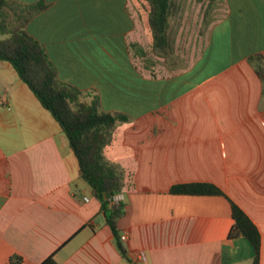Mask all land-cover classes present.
Segmentation results:
<instances>
[{
  "label": "crops",
  "instance_id": "crops-1",
  "mask_svg": "<svg viewBox=\"0 0 264 264\" xmlns=\"http://www.w3.org/2000/svg\"><path fill=\"white\" fill-rule=\"evenodd\" d=\"M11 1L45 5L25 28L58 78L126 118L103 153L125 171L127 258L58 122L0 60V264H251L248 240L228 235L230 200L258 228L264 264V79L249 60L264 68V0H207L187 67L149 59L142 0ZM174 1L170 51L186 33L185 0ZM189 183L223 194L170 191Z\"/></svg>",
  "mask_w": 264,
  "mask_h": 264
},
{
  "label": "trees",
  "instance_id": "trees-1",
  "mask_svg": "<svg viewBox=\"0 0 264 264\" xmlns=\"http://www.w3.org/2000/svg\"><path fill=\"white\" fill-rule=\"evenodd\" d=\"M149 8L148 22L153 36L154 49L159 55L169 54L165 48L169 41V17L176 11L174 0H142ZM202 3L205 0H195ZM214 1V0H208ZM43 3L23 5L11 0H0V60L12 64L20 79L58 122L68 139L78 162L79 175L84 179L100 202L105 212L106 223L115 237L121 255L127 258L126 248L120 241L118 220L124 215V204L112 202L113 197L125 186L124 169L104 156V148L111 144L114 128L118 121L126 118L119 113L102 110L94 96L90 101L82 99V91L61 81L43 46L32 37L25 26ZM262 55L250 57L257 74L264 79V68L258 63ZM177 194H223L209 183L178 184L170 188ZM234 223L228 233L230 238L243 236L253 248L251 264H260L261 236L258 228L248 215L230 200ZM21 261L16 257V262ZM41 264H56L48 257Z\"/></svg>",
  "mask_w": 264,
  "mask_h": 264
},
{
  "label": "rangeland",
  "instance_id": "rangeland-1",
  "mask_svg": "<svg viewBox=\"0 0 264 264\" xmlns=\"http://www.w3.org/2000/svg\"><path fill=\"white\" fill-rule=\"evenodd\" d=\"M208 1L206 0L201 4V8L198 6V4L194 0H185L184 2V9L186 13V33H185V40L182 49L170 51V55L167 56L169 61H173L178 57L179 59V66H185L187 67L193 60L196 51L198 50V47L194 48L193 43V27H198L199 25H203L201 23V18L197 19L200 13L203 11H208ZM197 19V20H196ZM199 43H197L198 45ZM151 52L147 50V53ZM149 59L154 64H160L163 63L164 60L159 55H157V52L153 51L151 52V55L149 56Z\"/></svg>",
  "mask_w": 264,
  "mask_h": 264
},
{
  "label": "built area",
  "instance_id": "built-area-1",
  "mask_svg": "<svg viewBox=\"0 0 264 264\" xmlns=\"http://www.w3.org/2000/svg\"><path fill=\"white\" fill-rule=\"evenodd\" d=\"M118 201H120V196H119V194H117V195H115V196L113 197L112 202H118ZM126 240H127V234L124 233V232L121 233V234H120V241H121L122 243H124Z\"/></svg>",
  "mask_w": 264,
  "mask_h": 264
}]
</instances>
